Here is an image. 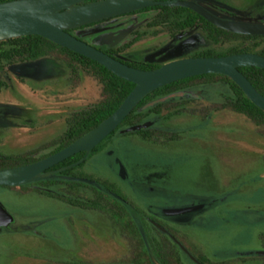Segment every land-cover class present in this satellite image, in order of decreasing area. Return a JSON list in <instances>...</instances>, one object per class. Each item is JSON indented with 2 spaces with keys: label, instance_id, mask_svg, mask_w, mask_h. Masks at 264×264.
I'll list each match as a JSON object with an SVG mask.
<instances>
[{
  "label": "flooded vegetation",
  "instance_id": "obj_1",
  "mask_svg": "<svg viewBox=\"0 0 264 264\" xmlns=\"http://www.w3.org/2000/svg\"><path fill=\"white\" fill-rule=\"evenodd\" d=\"M8 1L14 0H0V3ZM97 1L102 0H87L82 4ZM181 1L193 3L216 22L238 30L242 26H264V0ZM238 30L220 28L184 7L156 5L66 32L128 67L151 71L166 62L184 59L243 54L264 59V35ZM148 42L153 44L147 45ZM51 44L47 50L41 51L38 48L30 50L31 43L0 42V170L37 163L85 135L87 132L70 140L71 127L79 126L72 121L73 117L87 112L103 98L100 80L63 53L59 49L62 47ZM137 48H141L142 53L130 56L129 53ZM79 75H90L97 81L101 99L87 108L66 113L56 130V115H41L40 108L29 96L41 93L51 81L48 79L52 78L67 88ZM202 76L168 84L176 83L154 100L151 95L158 89L149 93L146 105L134 107L136 112L130 125L123 126V120L87 154L79 152L37 175L49 174V178L16 187L0 186V190L7 192L12 188L18 189L27 197L43 196L61 208L59 213L55 210V215L50 217L44 214L22 216L20 212L16 215L9 212L0 201V261L3 264H152L155 248L164 256H169L170 252L176 254L182 264H211L213 260L203 248L192 249L195 250L192 253L177 237L183 225L179 217L202 212L209 204L203 201L190 207L167 206L168 197L163 195L166 186L154 165L149 166L143 178L159 179V184L153 187L148 181H142L138 189L116 188L101 183L91 179L83 169L89 159L105 154L113 158L119 179L126 180L128 169L108 148L114 136H136L139 149L148 153L156 149L169 152L173 145L194 136L200 123L208 122L215 113H233L218 103L221 83L216 79L210 82L197 78ZM145 124L149 126L126 132L131 127ZM40 129L53 132L32 139L27 143L29 149H20L18 138H15L21 134L19 131L30 130L35 135ZM120 166L123 170L121 175ZM137 166L135 171H138ZM67 167L70 168L64 169ZM72 178L87 180L91 184L70 180ZM145 198L162 205L146 202ZM1 208L11 218L9 223ZM190 208L194 210L177 215L169 213ZM4 239H13L17 243L15 246L4 245ZM31 240L35 245L27 243ZM236 264H245V261L237 260Z\"/></svg>",
  "mask_w": 264,
  "mask_h": 264
},
{
  "label": "rangeland",
  "instance_id": "obj_2",
  "mask_svg": "<svg viewBox=\"0 0 264 264\" xmlns=\"http://www.w3.org/2000/svg\"><path fill=\"white\" fill-rule=\"evenodd\" d=\"M140 53L142 49L137 48L129 55ZM62 76L65 77L64 73ZM48 81L41 93L29 98L40 108L41 115H56V130L66 113L87 108L101 99L99 84L90 75H79L67 88L52 78ZM215 116L200 123L194 136L173 145L169 152L156 149L148 153L139 149L136 136H114L108 148L128 169L126 180L119 179L113 158L105 154L89 159L84 173L116 188L138 189L142 181L153 187L159 184V179L143 178L149 166H156L166 186L163 195L168 197L167 206L190 207L203 201L210 205L202 212L179 217L183 225L177 237L186 248L192 253L195 251L192 249L203 248L213 260L211 264H236L237 260L264 264V256L259 254L264 252V128L255 127L234 113ZM52 132L40 129L33 135L30 130L19 131L21 134L15 138L20 149L27 150L32 139ZM134 165H139L138 171ZM163 168L165 172L161 171ZM0 201L15 215L20 212L22 216L50 217L55 210L61 211L43 196L27 197L14 188L10 192L0 190ZM28 242L35 245L32 240ZM2 243L15 246L17 241L4 239Z\"/></svg>",
  "mask_w": 264,
  "mask_h": 264
},
{
  "label": "water",
  "instance_id": "obj_3",
  "mask_svg": "<svg viewBox=\"0 0 264 264\" xmlns=\"http://www.w3.org/2000/svg\"><path fill=\"white\" fill-rule=\"evenodd\" d=\"M85 1L87 0H14L0 3V42L25 36H39L99 64L112 75L132 83L134 87L110 116L64 149L34 164L0 170V186L16 187L49 178V174L41 177L37 175L79 152L87 154L117 128L143 97L163 86L189 77L205 74L224 75L243 92L256 108L264 112V96L259 94L238 71V68L244 67L264 70V59L261 57L243 54L223 58L184 59L166 62L151 71H141L114 60L66 32L105 18L156 5L184 7L198 13L220 28L238 29L216 22L193 3L181 0L164 2L161 0H102L82 4ZM238 31L264 35V26H242ZM148 126L149 124L134 126L126 132L138 131ZM68 168L70 167L64 169ZM122 171V166H120V175ZM70 180L91 184L87 180L75 178ZM192 210L194 209L172 210L169 213L177 215ZM1 213L3 217H8L7 223H9L11 218L4 209ZM259 254L264 256V252Z\"/></svg>",
  "mask_w": 264,
  "mask_h": 264
},
{
  "label": "trees",
  "instance_id": "obj_4",
  "mask_svg": "<svg viewBox=\"0 0 264 264\" xmlns=\"http://www.w3.org/2000/svg\"><path fill=\"white\" fill-rule=\"evenodd\" d=\"M164 10L182 11L183 9L164 8ZM6 42L31 43L30 50L38 48L41 51L47 50L48 46L52 45L49 41L39 36H26L13 40H7ZM59 49L63 53L67 54L68 57H71L74 62L83 66L91 74L97 77L103 87L102 100L98 104L91 107L87 112H81L73 117L72 121L79 123V126L71 127L70 129L72 131V139L70 140L73 141L80 135L90 131L97 124L110 116L121 105L134 86L133 84L112 75L104 67L85 57L70 52L67 49ZM239 71L248 79L255 90L264 96V71L255 67L239 68ZM197 78H205L210 82H213L216 79L217 82H220L222 85L219 94L220 100H218L219 105L223 108L230 109L236 115L244 117L256 127L264 128V112L256 108L233 82L229 81L226 77L210 74ZM197 78L192 79L194 80ZM173 85H176V83L158 89L151 95V99L154 100L159 96H162L160 93H163V91ZM148 102V96H146L137 104V107H142ZM135 112L136 108L124 119L123 126L126 124L130 125L133 122L134 118H132V116ZM60 148L61 147H58L57 149ZM161 252V250H155L154 248L152 264H182L181 259L176 254L170 252L169 256H164Z\"/></svg>",
  "mask_w": 264,
  "mask_h": 264
}]
</instances>
